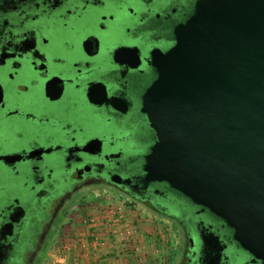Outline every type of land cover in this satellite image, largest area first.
Here are the masks:
<instances>
[{"label":"flooded vegetation","instance_id":"1","mask_svg":"<svg viewBox=\"0 0 264 264\" xmlns=\"http://www.w3.org/2000/svg\"><path fill=\"white\" fill-rule=\"evenodd\" d=\"M192 3L0 0V154L14 155L0 159V264H34L67 199L89 185L116 187L175 219L178 264H261L219 219L139 180L152 140L138 105L147 57L170 47ZM93 137L101 149L81 151Z\"/></svg>","mask_w":264,"mask_h":264},{"label":"water","instance_id":"2","mask_svg":"<svg viewBox=\"0 0 264 264\" xmlns=\"http://www.w3.org/2000/svg\"><path fill=\"white\" fill-rule=\"evenodd\" d=\"M171 40L146 61L151 78L138 105L152 140L139 180L219 219L264 264V0H193ZM89 144L101 149L98 137L79 149Z\"/></svg>","mask_w":264,"mask_h":264},{"label":"rangeland","instance_id":"3","mask_svg":"<svg viewBox=\"0 0 264 264\" xmlns=\"http://www.w3.org/2000/svg\"><path fill=\"white\" fill-rule=\"evenodd\" d=\"M133 144L138 143V138H130ZM107 206V209L105 208ZM110 206V207H108ZM103 208L119 210L125 217L133 218L129 223L136 224L138 229L145 228L144 234L151 236L150 245L155 244L156 258L159 264H178L182 248V227L178 222L166 214L152 210L137 199L127 196L116 187L107 185H89L75 191L65 202L63 209L52 229L48 232L45 244L38 253L34 264H59L56 259V250L63 242L72 237V227L75 224L74 214L87 212L89 209ZM112 212V211H111ZM111 212L109 214H111ZM111 215H116L112 212ZM138 217H142L138 226ZM147 229V230H146ZM150 231H153L150 233ZM150 239V238H148ZM155 241V242H154ZM148 252V251H147ZM146 252V254H147ZM149 252H151L149 250ZM153 253H148L151 256Z\"/></svg>","mask_w":264,"mask_h":264},{"label":"built area","instance_id":"4","mask_svg":"<svg viewBox=\"0 0 264 264\" xmlns=\"http://www.w3.org/2000/svg\"><path fill=\"white\" fill-rule=\"evenodd\" d=\"M110 207V206H108ZM107 209V206L105 207ZM103 208L89 209L88 221L95 222L96 218L93 216L94 211L104 214L100 222L89 227V232L84 234H72V237L58 246L56 250V259L58 263H63L66 260L68 252L71 250L73 244L79 246V254L83 256H91L94 259H100L107 253V248L116 246L119 249L124 248L127 244H130L129 252H124L123 256H130L139 263H142L145 258L142 245L138 238H134L137 232V225L129 223L125 220L124 215L119 210H106ZM116 215H111L112 212ZM111 212V214H109ZM74 233V232H73ZM105 251V252H104Z\"/></svg>","mask_w":264,"mask_h":264},{"label":"crops","instance_id":"5","mask_svg":"<svg viewBox=\"0 0 264 264\" xmlns=\"http://www.w3.org/2000/svg\"><path fill=\"white\" fill-rule=\"evenodd\" d=\"M103 211L101 212H97L94 211L93 216H95L96 221L95 222H89L87 214V212H77V214H74V225L72 227V232L78 233V234H84L86 235L90 230L89 227H91L92 225H95L96 223L98 224L101 220V218L103 217ZM130 219L133 218H128L126 219L128 222ZM136 219L138 220V226L143 227L141 224H144V222H141L142 217H138ZM145 228L143 227L142 229H138L137 228V232L134 235V238H138L137 240L140 241L141 245H142V250L145 252H147V254H145V258L144 261L142 263L137 262L136 260H134L133 258H131L130 256L124 257L123 253L124 252H129L130 250V244H127L126 246H124V248H118L116 246H112V247H108L107 250H105L107 253L104 254V256L100 259H94L91 256H83L81 257V255L79 254V246L77 247L76 244H73L71 247V250L68 252V255L66 256V260L63 263H59V264H159L158 260L156 258V248H155V244L152 243V245H150L151 249H149V245L148 243L151 241V236L150 234L146 235L144 234V230ZM147 230V229H146ZM153 231H150V233H152ZM150 238V239H148ZM150 240V241H149ZM155 242V241H154ZM149 250L151 252H149ZM104 251V252H105ZM148 253H153L151 256L148 255Z\"/></svg>","mask_w":264,"mask_h":264},{"label":"trees","instance_id":"6","mask_svg":"<svg viewBox=\"0 0 264 264\" xmlns=\"http://www.w3.org/2000/svg\"><path fill=\"white\" fill-rule=\"evenodd\" d=\"M154 210H155V211H158V212H160V213H162V214L164 215V213L161 212L160 210H158L157 208H154Z\"/></svg>","mask_w":264,"mask_h":264}]
</instances>
